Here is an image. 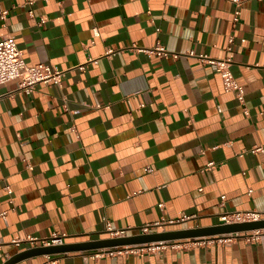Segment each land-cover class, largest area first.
I'll list each match as a JSON object with an SVG mask.
<instances>
[{
	"label": "crops",
	"instance_id": "crops-1",
	"mask_svg": "<svg viewBox=\"0 0 264 264\" xmlns=\"http://www.w3.org/2000/svg\"><path fill=\"white\" fill-rule=\"evenodd\" d=\"M0 8V38L15 35L27 64L65 71L30 94L18 79L0 84L1 264L40 246L15 243L28 235L76 243L114 237L108 222L128 236L264 212V149L251 151L264 146V0H241L237 22L233 0ZM212 59L229 62L243 101ZM260 231L15 264H264Z\"/></svg>",
	"mask_w": 264,
	"mask_h": 264
},
{
	"label": "built area",
	"instance_id": "built-area-1",
	"mask_svg": "<svg viewBox=\"0 0 264 264\" xmlns=\"http://www.w3.org/2000/svg\"><path fill=\"white\" fill-rule=\"evenodd\" d=\"M235 3V9L233 12V20L237 22L241 13V0H233ZM8 14V10L0 8V17L5 19ZM230 42H233V37L230 38ZM155 51L158 54L165 53L166 50L163 46L158 45L155 48ZM97 62V60H95ZM211 62L215 63L221 71V76L223 79L224 87L227 91L233 90L236 92L239 100H244V88L234 78V75L231 71V66L226 60H214ZM85 65H80V68H84ZM65 71L54 68L53 66L46 63H37L29 65L25 62L23 54L19 49L15 35L9 34L5 37L0 38V84L8 82L13 79L19 80V88L30 94L32 93L36 85L39 83L46 84H59ZM263 145L254 146L251 149L252 152L263 151ZM214 162L208 163V167H213ZM150 170V168H149ZM252 192V190H250ZM225 195L222 196V199H225ZM264 218V212H259L255 210L249 211H236L233 213H226L221 216V221L226 223H235V222H245L260 220ZM108 230L112 233L114 237L123 236L125 230H114L111 224L107 223ZM258 234L261 231H253ZM142 233H149V227L145 226L142 228ZM65 234L55 233L50 238H39L36 236L28 235L24 239L15 240V243L18 246H21L23 242H29L34 245L40 244V246H51L59 245L64 243ZM253 239L257 236H252ZM1 264V263H0Z\"/></svg>",
	"mask_w": 264,
	"mask_h": 264
},
{
	"label": "water",
	"instance_id": "water-1",
	"mask_svg": "<svg viewBox=\"0 0 264 264\" xmlns=\"http://www.w3.org/2000/svg\"><path fill=\"white\" fill-rule=\"evenodd\" d=\"M264 229V218L260 220L226 223L222 222L210 226H197L179 228L172 230L155 231L149 233H139L128 236L108 237L96 240H87L76 243H64L51 246H36L23 250L13 255L4 264H15L17 261L35 254H54L78 251H95L101 249L142 247L150 244L164 243L176 240H202L205 238L227 239L233 235L243 232L260 231Z\"/></svg>",
	"mask_w": 264,
	"mask_h": 264
}]
</instances>
